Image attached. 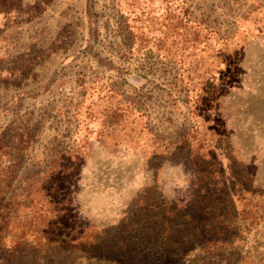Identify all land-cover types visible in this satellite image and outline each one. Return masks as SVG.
<instances>
[{"label": "rangeland", "instance_id": "374dc122", "mask_svg": "<svg viewBox=\"0 0 264 264\" xmlns=\"http://www.w3.org/2000/svg\"><path fill=\"white\" fill-rule=\"evenodd\" d=\"M0 264H264V0H0Z\"/></svg>", "mask_w": 264, "mask_h": 264}, {"label": "trees", "instance_id": "16d2710c", "mask_svg": "<svg viewBox=\"0 0 264 264\" xmlns=\"http://www.w3.org/2000/svg\"><path fill=\"white\" fill-rule=\"evenodd\" d=\"M127 17H128V15H127ZM197 103H199V102L192 103L191 101H189V106L188 107H189L190 111L192 112V114L194 116H198V114H199V108L197 107ZM204 129H205V127L203 125V159H206L207 158L206 156L212 155V151L211 150L213 149V142H212L211 138L207 137V134H206V132H204ZM183 140L181 142L185 144V147L179 148V146H180L179 144H175L172 141H167V139H165L163 137H158V138L155 139V142L157 141V143H158L157 146L155 145V148H156L157 151H153V154H157L159 156L163 152L168 153V152L173 151V152L177 153L178 150L181 149V152H184V153L190 155L192 153V151H193L192 148L195 145L186 135L184 136ZM153 144H155V143H153ZM173 144H175V145H173ZM203 174L204 175H211L212 173L209 170H207V171L203 172ZM193 199H196V198H193ZM150 202H151V205L158 204L159 203V198L158 199H153ZM192 203L189 202L186 206L191 205ZM200 203L203 205V199L200 201ZM146 205H147L146 203H142V206H146ZM164 205H165L164 212L166 211V213H168L169 209H168V204H167L166 201L164 202ZM184 211L186 212V210H184ZM201 212L203 213V211H201ZM185 214L188 215L189 213L186 212Z\"/></svg>", "mask_w": 264, "mask_h": 264}]
</instances>
